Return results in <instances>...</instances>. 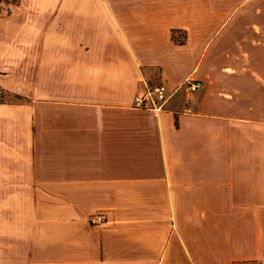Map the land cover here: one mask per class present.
<instances>
[{
    "label": "crops",
    "instance_id": "0c3cea01",
    "mask_svg": "<svg viewBox=\"0 0 264 264\" xmlns=\"http://www.w3.org/2000/svg\"><path fill=\"white\" fill-rule=\"evenodd\" d=\"M260 31L264 0H19L0 18V264H264ZM159 82L164 106L134 108Z\"/></svg>",
    "mask_w": 264,
    "mask_h": 264
},
{
    "label": "built area",
    "instance_id": "2783aa9c",
    "mask_svg": "<svg viewBox=\"0 0 264 264\" xmlns=\"http://www.w3.org/2000/svg\"><path fill=\"white\" fill-rule=\"evenodd\" d=\"M185 87L188 91H196L201 86L202 83L198 80L189 78L185 80ZM168 95L166 91V86L163 83H156L150 85L146 90L137 94L133 100V107L138 109H150V110H160L164 104L167 102ZM105 222V217L102 214H93L89 218V223L91 225H99ZM245 264H256L253 262H248Z\"/></svg>",
    "mask_w": 264,
    "mask_h": 264
},
{
    "label": "rangeland",
    "instance_id": "374dc122",
    "mask_svg": "<svg viewBox=\"0 0 264 264\" xmlns=\"http://www.w3.org/2000/svg\"><path fill=\"white\" fill-rule=\"evenodd\" d=\"M18 1V2H17ZM19 0H0V18L9 15L14 7L17 6ZM244 39L254 40L258 39L259 42H264V31L260 32H244Z\"/></svg>",
    "mask_w": 264,
    "mask_h": 264
},
{
    "label": "trees",
    "instance_id": "16d2710c",
    "mask_svg": "<svg viewBox=\"0 0 264 264\" xmlns=\"http://www.w3.org/2000/svg\"><path fill=\"white\" fill-rule=\"evenodd\" d=\"M18 2V1H17Z\"/></svg>",
    "mask_w": 264,
    "mask_h": 264
}]
</instances>
